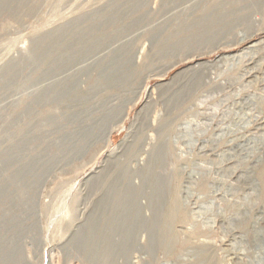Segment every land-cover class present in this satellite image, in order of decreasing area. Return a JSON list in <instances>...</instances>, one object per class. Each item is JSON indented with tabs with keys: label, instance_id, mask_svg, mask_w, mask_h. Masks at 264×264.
<instances>
[{
	"label": "rangeland",
	"instance_id": "rangeland-1",
	"mask_svg": "<svg viewBox=\"0 0 264 264\" xmlns=\"http://www.w3.org/2000/svg\"><path fill=\"white\" fill-rule=\"evenodd\" d=\"M250 46L264 56V0H0V264H227L234 228L251 246L264 159L231 177L237 93L215 86L242 85ZM211 69L219 78L184 105L170 93ZM199 96L210 101L191 110ZM211 105L217 118L190 148L185 121Z\"/></svg>",
	"mask_w": 264,
	"mask_h": 264
},
{
	"label": "bare ground",
	"instance_id": "bare-ground-1",
	"mask_svg": "<svg viewBox=\"0 0 264 264\" xmlns=\"http://www.w3.org/2000/svg\"><path fill=\"white\" fill-rule=\"evenodd\" d=\"M245 51L251 52L250 59L247 61L245 66L243 67L241 73V80L242 85L238 88L235 87V82L228 81V82H221L216 83L215 86L220 88L222 91L230 90L234 86V91L236 90V97L233 101L234 108L239 111V114L233 123L232 126L234 130V139L231 140L230 145L231 147L228 148L225 155L227 158V163L230 166L229 170L231 171V177L238 176L241 178L244 173H239L240 171L243 172V168L246 166V162H255L258 163L264 159V117L262 118V112L259 109L258 114H255L258 110L257 107L259 106L260 102L264 101V56L259 57L256 53L255 46H250ZM144 56V50L137 51L133 55L134 66L130 69L126 81L125 86L129 85L131 79L134 78L135 73L137 71V66L140 63V60ZM225 59H229L226 57ZM230 62V61H229ZM215 65L219 68L222 67V59H219ZM215 70L211 69L207 72H198L196 75L192 76L188 79L184 84L177 85L172 84V87L169 88L170 93L173 96H180L184 98L182 100V105H184L187 101L191 100L190 95L196 92H200L205 88H209L210 84L219 78V74L216 75ZM176 77L172 80L174 82ZM240 80V79H239ZM240 80V81H241ZM212 89V88H210ZM212 92V91H211ZM204 93V92H203ZM197 94V93H196ZM195 94V95H196ZM187 96V97H186ZM209 100V96H199L191 103L190 109H194L195 107L201 106V104L206 103ZM230 100V99H229ZM210 101V100H209ZM228 99L221 100V104H226ZM215 105L209 106L208 110L205 112H198L197 114L201 116V120H198V115L191 119L188 118L185 121V128L187 133L184 134V138L188 139L187 145L191 147H195L200 141L196 136L200 137V135L205 134V130L201 131L200 128L204 129L205 126L213 125L215 122L216 117V108ZM127 111H121V113L117 116V119L125 118L127 116ZM227 115V114H226ZM235 117V116H234ZM104 118L100 119L99 122L95 124L94 127H98L103 123ZM224 122L225 120L219 122L218 128L220 129L219 136L221 137L225 134L224 130ZM255 124L254 131L248 132V134L241 135L242 131H247L248 127ZM203 126V127H202ZM232 129V128H231ZM196 130L197 133L194 131ZM200 130V131H199ZM229 130V129H228ZM199 131V132H198ZM231 131V132H232ZM92 137L95 138V134L93 135L94 131L91 132ZM106 141L109 140L110 133L106 129L101 134ZM233 135V134H232ZM240 135V137H238ZM181 136V135H180ZM182 137V136H181ZM202 149H204L207 144L208 140H202ZM143 160V159H142ZM247 173H252V170L246 169ZM202 173L199 171L198 167L195 168L189 174V182L187 186V194L189 198L194 195V190L192 189L193 185H195L196 180ZM173 178L170 177L168 180L171 181ZM224 199L234 198V191L229 190L226 191L223 195ZM173 212V208H169L168 213L165 214L162 218L161 226H160V235L163 239V243H168L169 237L172 233L170 231L171 225V215ZM263 212H260L259 218L254 223V229L256 231V235L253 238L252 245L249 246V243L245 237V235H240L236 241L235 238V228L231 230L233 235V239H226L223 241L222 245L225 247V255L224 259L227 264H240L245 263V260H248L250 264H264V228L262 227L263 222ZM172 230V229H171ZM102 242L103 250L107 252V248L109 246V232H104ZM102 238V237H101ZM232 246V247H231ZM250 248H249V247ZM231 247V248H230ZM198 255L202 253L201 250L195 251ZM252 253V256H250ZM135 258H133V262L135 263ZM168 264V263H164Z\"/></svg>",
	"mask_w": 264,
	"mask_h": 264
}]
</instances>
